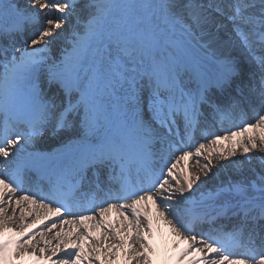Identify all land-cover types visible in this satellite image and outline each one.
I'll return each mask as SVG.
<instances>
[{
  "label": "snow or ice",
  "instance_id": "obj_1",
  "mask_svg": "<svg viewBox=\"0 0 264 264\" xmlns=\"http://www.w3.org/2000/svg\"><path fill=\"white\" fill-rule=\"evenodd\" d=\"M0 264H264V0H0Z\"/></svg>",
  "mask_w": 264,
  "mask_h": 264
},
{
  "label": "bare ground",
  "instance_id": "obj_2",
  "mask_svg": "<svg viewBox=\"0 0 264 264\" xmlns=\"http://www.w3.org/2000/svg\"><path fill=\"white\" fill-rule=\"evenodd\" d=\"M237 121H238V123L240 124V123H242V121L241 120H238V119H236ZM198 135V134H197ZM221 135H223V134H221ZM201 136H198V139L200 138ZM211 138V137H210ZM204 142H206L207 143V141H204ZM192 144V143H191ZM221 144H223L224 146H228V144H229V141H221ZM52 147H55V145L54 144H52L50 141H41V142H39L38 144H37V148H38V150H40V151H51V148ZM194 150V149H193ZM201 163H203V160H201L200 161ZM188 165H189V161L188 160H185V161H182L180 164H178L177 165V171L179 172V171H181V170H191L190 168H188ZM191 167H196V164H195V162L193 161L192 162V164H191ZM32 209H33V212L35 213V212H39L40 213V215L41 216H43L44 215V212H45V210L44 209H39V208H36L35 206H32ZM20 213H19V210L17 211V215H19ZM33 218H34V216H29L27 219H26V223H31L32 222V220H33ZM111 219H113V220H116V213L115 212H113L112 214H111ZM46 223H48V221H46ZM59 226V225H58ZM67 227V226H66ZM167 230L165 229V232H166ZM39 237L37 236V239H38ZM47 238V237H46ZM166 239L168 238L167 236L165 237ZM42 243V242H41ZM25 259H27V258H25Z\"/></svg>",
  "mask_w": 264,
  "mask_h": 264
}]
</instances>
